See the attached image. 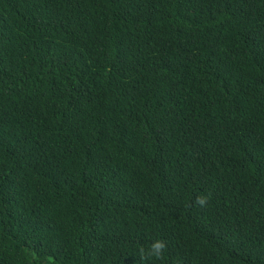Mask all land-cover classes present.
<instances>
[{
    "label": "trees",
    "instance_id": "16d2710c",
    "mask_svg": "<svg viewBox=\"0 0 264 264\" xmlns=\"http://www.w3.org/2000/svg\"><path fill=\"white\" fill-rule=\"evenodd\" d=\"M0 264H264V0H0Z\"/></svg>",
    "mask_w": 264,
    "mask_h": 264
},
{
    "label": "clouds",
    "instance_id": "9594fccd",
    "mask_svg": "<svg viewBox=\"0 0 264 264\" xmlns=\"http://www.w3.org/2000/svg\"><path fill=\"white\" fill-rule=\"evenodd\" d=\"M197 203L203 206L205 203V198L198 197ZM164 248H165V243L162 240L156 239L147 247V249L143 250V255H146L147 257L150 258L159 259L163 255Z\"/></svg>",
    "mask_w": 264,
    "mask_h": 264
}]
</instances>
